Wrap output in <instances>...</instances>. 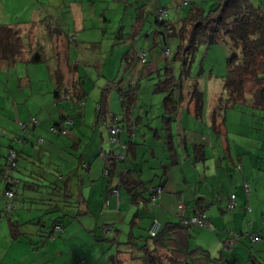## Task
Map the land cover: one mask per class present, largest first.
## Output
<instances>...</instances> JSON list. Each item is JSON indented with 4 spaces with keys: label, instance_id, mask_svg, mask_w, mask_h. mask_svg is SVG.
I'll return each instance as SVG.
<instances>
[{
    "label": "rangeland",
    "instance_id": "1",
    "mask_svg": "<svg viewBox=\"0 0 264 264\" xmlns=\"http://www.w3.org/2000/svg\"><path fill=\"white\" fill-rule=\"evenodd\" d=\"M250 1L253 5L259 7L264 14V0ZM188 2L186 0H0V25L21 26L24 28L21 29L22 43L25 46V50H22V56L24 54L27 55L28 53L31 55L38 53L43 59V62L38 64L21 62L9 66L7 63H0V169H3V173L1 174L2 181H0V194L3 191V188L6 187V184L8 185L9 177L10 179L11 177H14L16 180H13L12 184L19 182V186L17 184L18 187L16 192L20 195V204H22L21 201L23 199V202L27 207H32L30 206L31 202L26 199L33 198L45 202L48 201L49 204H52V202L57 200L60 195L59 184L63 183L60 179V173L57 172L59 171L57 170V165L60 166L61 164V172L63 175L66 174L65 171L68 167L74 169L73 153L70 150H66L60 157L58 163L52 152L47 153L44 151L43 153L47 154V157L44 158L42 156L43 161L41 163L37 160V156L32 158L36 161L30 160L34 152H31L30 154L26 153L25 155L28 157H26V160H29L28 162H25V157L18 156L17 167L21 170L17 175L15 173L16 171H9V161L13 160L11 162H14V159H16L15 153L21 152L20 150L22 149L23 144H27L26 141L23 142L18 138H26V135L31 137V133H35L36 131L35 137L32 136V141H30V143L34 142L38 147L36 142L38 137L50 141L47 130L49 133L54 134L51 129L54 125H60V113H62L61 115H63L64 118L68 116L65 112L66 110L73 115H78L77 109L73 111L72 106L68 102H57L54 100V96L51 93L53 90L48 81L50 78L49 68L52 69V67L56 65L57 57L62 60L67 53L65 37H63L64 35L74 39L77 38L76 41L70 40V52L69 54L67 53V55L70 57L72 64L76 61L79 62V65L77 66V74L81 77V80L84 83L83 91H86V87L90 86L94 81L101 80L103 83L108 84L105 89L100 88V90L104 89L107 104L112 103V110L110 111L114 115H118L121 120L125 117V111L123 113L120 100L118 99V93L111 90L109 83L120 81L121 77L124 75L128 77L126 81H132L130 77H136L137 79H143L144 77L143 81H145L147 79L145 73L148 68V64L140 65L134 60L131 68L128 70L124 69L123 65H126V63L123 62L124 64H122L121 62L122 55L124 54L122 51L125 50L128 52L131 46L134 47L135 43L137 45V42H139V46L136 47L146 54V61L160 68L161 73L163 69L164 73V59L166 58H163V53L168 49L170 54L166 59V64L171 66L170 69L173 74L169 73L167 76L170 80L173 77L172 80L178 81L181 64L178 57H176L174 61H172V59L177 49L181 47V49L188 52L189 55L187 62V68L189 71L188 78L183 82L185 91L190 92L193 85L199 89L203 95V110L201 117H195L191 113L188 115L185 110L181 111L180 120L178 119L177 122H173L174 130L176 128L178 129L177 126L180 123L181 129L184 130V133L189 137L188 142L190 143V146L192 144H203L206 147L207 156L212 157L217 153L227 154V152L230 151L234 155H237L238 158L242 157L244 162L243 174L238 168V176L241 182L242 177H245V174L247 177L250 176L256 167L262 166L264 168V158L256 161L255 159H257V157L254 155L262 150L264 153V149L261 148V141L264 138V110L248 108L247 106H238L233 110L230 108L227 109L228 111L224 117L227 129L225 130L223 128V130L224 134L227 133L229 143L226 142L225 149L220 142V139H218L219 133L214 132L215 127L213 126V121L211 119V112L215 108L218 99L226 97L223 90V81L227 74L226 62L228 58L238 53V51L231 48L227 39H225V41H219L216 44H199L195 50L188 49L187 38L185 41H179L178 38L172 37L171 35L164 36L162 33V27L155 23L157 10L165 9L167 12L165 20L169 23L170 27L173 29L176 28V30L179 31L181 23L178 24V22H181V19L187 18L188 13L194 7L204 9V11H206L205 13L215 8V1L213 0H188ZM105 23H107L106 26L102 27ZM53 30L63 32V36L52 35L49 37V31L51 32ZM16 36L17 34L14 35L15 38ZM16 42L19 44L18 41ZM89 43H96L97 45L92 46ZM129 44H131V46H129ZM28 50L29 52L26 53ZM136 50L137 48L135 51ZM22 56H17V59H23ZM63 62L64 60H62V63ZM111 76L113 77V81L108 82V77ZM151 76L157 80L156 73ZM42 78H47L48 84L46 83V85H44L45 90L48 88L47 93H44L43 91L33 93L42 83L37 82L36 80ZM94 90L98 91L97 99H99V88L92 87L91 91ZM151 90L152 89L150 88L146 92L143 88L139 91L140 95L138 96V100L140 104L134 113L130 112L129 114V116L136 118L137 115H141L140 111H143L142 121H140L141 123L134 124L137 136L136 148L141 153L147 149V141L152 138V133L149 131L150 128L158 127L164 129L163 131L166 133L160 110L165 93L160 92L153 94ZM98 105L99 102L94 105L96 111ZM142 105H145L147 109L141 110L140 106ZM17 110H19V112H17ZM29 112L30 116H32L31 118L36 120L37 125L34 128L35 130L26 128L27 126H30L28 123L26 124L28 120L25 122ZM97 115H99L98 111ZM50 116L52 118L57 116L56 119L58 122L54 124L52 120L50 123V121H48V117ZM69 117L71 116L69 115ZM105 117L106 114H101L99 119L96 120L97 125L94 126V131L98 137L100 136V133L102 134L103 141L108 146L109 131L108 133L106 132L107 127L103 123ZM216 120L222 122L220 117ZM118 125L125 127L126 122L122 121ZM176 131L177 130L174 132L175 136L178 135ZM69 134L70 133L64 134L62 132V135L65 138L68 137ZM143 134L147 135L148 140L144 138ZM209 135L212 136V139L207 137V141L203 142V136ZM10 141L12 144L11 148L8 146ZM109 141L112 142L111 138ZM175 141L176 143H179L178 137H175ZM227 146H229V148H227ZM190 150H192V146L190 147ZM116 151H118V148L115 149L112 156L118 157L122 154L125 161L126 151L124 150V146L123 151ZM253 155L254 159H252ZM9 156L11 159H9ZM50 157L53 159L51 169L54 172L47 171L45 168ZM6 163L8 167H4ZM69 163L70 165L72 164V166H70ZM103 163L106 166V161L104 159ZM118 163L120 164L123 162H117V164ZM257 163H259L260 166H257ZM196 165L203 170L201 163H197ZM190 166L193 167L192 164H190ZM209 166L210 169L208 170V173L213 174L215 172L213 159L207 160L206 169L204 170L207 171ZM131 167L133 168V166ZM192 171L193 170H189V173L191 172V174H193ZM6 175L7 178L4 180L3 177ZM41 179H44L42 185H40L41 183H37L40 182ZM71 180L72 181L69 182V184L74 187L79 184L81 179L80 177H72ZM208 180L211 183L213 178L209 177ZM25 182L35 184V189H28V185L23 187ZM85 182L87 183V181ZM200 184L203 188H206L205 183ZM217 184L218 183L216 182L215 186H217ZM198 187L200 186L197 184L195 188L198 189ZM208 187L210 186L208 185ZM120 194L122 201L128 200V195L126 194L125 189L121 190ZM260 196H262L261 192ZM113 201H115V197H113ZM7 204H9L10 207H8ZM246 205L251 207V200H248L247 203L244 202L243 221L241 220V222L236 225L237 228L229 221V217L231 216L230 212L226 211L227 213L221 215L216 206L213 207L211 212L207 211V216L204 212L207 220H209L208 218H210V214L212 213L214 215L215 212L219 218L228 217L225 223L228 226H225L223 222H219V228L213 225L207 229L192 226V228L189 229V245L194 249L196 243L201 241L207 246H209L208 243L212 242L213 247L215 242L217 243V241H220L218 240V236H220V239L222 240L221 244H219L216 249L212 250L213 252L211 256L212 258L223 257L221 264H233L234 256L232 253V255L230 254V248L224 246V236H228L230 233L234 235L240 234L243 235V237L240 238L241 243L247 244L246 246L248 248L251 247V257L249 258L248 256L247 258V252L245 249L242 257H237L238 264H264V258H261L264 257L262 254L264 244L259 243V241L257 243H251L249 237H247L248 235H259V233L247 229L249 228L250 217L253 212L251 210L247 211L245 207ZM46 208V206L41 207L35 205L33 210ZM126 208L127 204L125 208L122 205L121 216L118 217V215L112 212L115 214L112 215V220H105L106 222L115 221L111 222L114 224L110 225L111 228L115 229L117 232H121V229L124 227L125 230L121 232L122 237L119 239V241L123 243L128 241L126 234L129 231V222L132 214L136 210L134 207H130L129 212L127 211L128 215L124 217ZM27 212L28 209H23L22 206L16 209L15 204H12L11 200L4 199L0 196V264H16L21 257H26L28 254L24 246L30 251L31 247L25 245L30 240L34 242V247L42 250L43 242L41 240H44V237H46L51 231L52 220H44L41 225H38V220H35V224L31 227H28V225L25 227L23 226L21 233L23 236L28 237V239L18 238V241H16L17 243L12 241L15 244L10 248L12 239L10 238L9 220H17V215L20 213L25 215L23 219H28V214H25ZM223 212L225 211L223 210ZM110 213L111 212H107L106 216ZM261 215H264V212L259 215V226L261 228V233H263L264 227L261 223ZM45 216L46 219L49 215ZM65 217L67 218V216ZM123 218L125 224L122 223ZM70 221L71 220H68V222ZM101 224L102 221H100L99 225ZM146 228V224L142 223L141 225H138V228L133 232L136 233V235L141 233V236L143 237L142 239H144L148 237L144 230ZM194 230H196L195 233L193 232ZM207 233L211 235L207 237ZM245 234L247 236H244ZM57 241H59V239ZM76 241L78 240H75V242ZM103 242L105 244L108 243L105 239H103ZM111 242L114 244L113 249H109L105 253L104 248H101L99 251L97 247H84L82 249L83 255H80V257L85 256L89 252L91 253L88 254L87 261L85 262L84 260V264H110L108 257L110 255H115L116 253V243L112 240ZM255 244H260L258 246L261 247V251L254 250ZM34 252L35 250H32L33 254H35ZM254 261L256 263H254ZM31 263L42 264V262L39 261H33ZM133 264L137 263L133 261Z\"/></svg>",
    "mask_w": 264,
    "mask_h": 264
},
{
    "label": "crops",
    "instance_id": "2",
    "mask_svg": "<svg viewBox=\"0 0 264 264\" xmlns=\"http://www.w3.org/2000/svg\"><path fill=\"white\" fill-rule=\"evenodd\" d=\"M106 24L107 23H105L102 27L106 26ZM9 26L16 27L11 25ZM18 28L22 29L23 27L18 26ZM76 39L77 38H75L74 41H76ZM69 43L70 39H68L66 35L65 44L68 54L70 52ZM89 44H91L92 46L97 45L96 43ZM129 46H131V44H129ZM136 46H139V42H137V45L135 43L134 47L131 46L128 52H126L125 50L122 51L124 54L122 55L121 62L122 64L126 63V65H123L124 69L126 70L131 68L134 60H136L140 65L148 64V68L145 73L147 79L143 81L144 77L143 79L130 77L132 81H126L128 77L124 75L121 77L120 81L109 83L111 90L115 91V93L117 92L118 95L120 94V92H129L128 96L130 98V101L127 99V102L124 105L119 97L120 95L118 96L122 111L123 113L124 111L126 113L123 119V121L126 122V127H123L122 132L118 137V140L122 146H120V144L110 146L111 144H109L108 139V147L103 141L102 134L100 133V136L98 137L94 131V126L97 125L96 120H98L100 117V113L99 115H97V111L94 107V105L98 102L101 103L100 105L102 106L103 114H106V116L113 115L118 118V121H121V118H119L118 115H114L110 111L112 110V103L107 104V98L104 95V89L108 84L103 83L101 80L94 81L90 86L86 87V91H83L86 94V103L83 109H81L80 113L78 114L80 115V118L78 117V115L71 114L68 110L65 111L68 116H71V119H74V125L71 128L68 137L60 138L49 133L47 130L50 141H46L42 138L43 141L40 142L38 141V137V139L36 140L38 145L37 147L34 142L30 143V141H32V136L35 137L36 131L35 133H31V137L27 136V139L29 140H25L27 144L24 143L22 149L20 150L21 152H19V156L25 157V162L29 161L26 160L27 156L25 154L34 152L30 160H34L32 158L34 156H37V160L41 163L43 161L42 156L44 158L47 157V154L43 153L44 151H46L47 153L52 152L55 156L56 162L58 163L62 154L66 150H70L73 153L72 156L74 158V169L68 167V169L65 171L66 174L63 175L61 172V164L60 166L57 165V170H59L57 172L60 173V179L63 183L59 184L60 195L58 199L55 200L54 204H51V206L56 208L55 210H53L54 213L51 214L55 215H50L49 213L47 214L49 216L45 219L46 216H43L45 209L33 210V207H35V205L43 207L45 203L43 200L33 198L26 199L31 202L30 206L32 207H27L25 204L23 207V209H28V212L25 213L26 215L28 214V219H23L25 215H23V213H20L17 215V220H9V222H16L22 225V228L23 226L25 227L27 225L28 227H31L33 224H35V220H38V225H41L44 220H52L53 222L61 224L63 229V233L55 235L53 239H49L46 241L45 239L41 240L43 242L42 250L34 247V242L30 240L25 245L30 246L31 250L29 251V249L24 246L28 255H26V257L24 258L21 257V259L17 261L16 264H32L31 262L33 261H39L42 262V264H84V260L85 262L87 261L88 254H91L89 252L85 256L80 257V255H83L82 249L84 247H97L99 251L101 250V248H104V253L109 249H113L114 244L111 242V240L116 244L123 243L120 242L119 239L122 237L121 232H123L125 229L123 227V229H121V232H117L115 229H112L110 231V224H114L111 222L115 221L106 222L105 220H112V215L115 214L118 215V217L121 216L122 205L125 208L126 204L127 208L124 217L128 215L127 211L129 212L130 207H134L136 209L131 216V220L129 222V231L126 234V237L129 238L130 236L132 240L137 239L134 241L136 245H139V243L143 240L141 233L139 235H136V233L133 232L136 228H138V225H141L142 223L146 224L147 228L144 230L147 235V230L149 229L151 220L156 219L159 223L164 225L166 223L175 222V219L178 216H182L186 219L191 218L195 215V209H204L203 212H205L206 216L207 211L211 212L214 206L218 208V211L219 213H221V215L230 212L231 216L229 217V221L236 227V225L240 223L243 218L244 202L247 203L248 200H251V207L246 205V210H251L253 213L250 217L249 228L247 229L251 230L252 232L259 233V235H264V232L261 233V228L259 226V215L263 214L264 212V168L262 166L256 167L250 176L247 177L245 174V177H242L241 182L238 176V168L239 171L243 174L244 162L242 157L238 158L237 155H234L230 151H228L227 154L217 153L216 155L210 157L207 156L206 147L203 144H192V150H190L191 146L188 142L189 137L186 133H184V130L181 129L180 123L177 126L178 129H175L177 130L176 133L178 135H174L175 130L173 122H177L178 119L180 120L181 111L185 110L188 115H190L191 113L195 117H198L196 116L195 109L193 114L194 106L192 105H194V103L189 102V91H185L184 85L181 91L183 100L174 114V119L170 120L168 123H164L166 133L165 131H163L164 129L156 127L150 128L149 130L150 133H152L151 139L148 140L147 135L143 134L144 138L148 140V147L145 151H143V153L139 152L136 148L137 136L135 128L133 140L130 139L132 142L129 141L128 134L126 133V130H128L127 127H134V124H140V121H142L143 111H140L141 115H137L136 118H134L133 116H129L130 112L134 113L137 110L138 105L140 104L138 100V96L140 95L139 91L144 88V91L147 92L151 88V92H153L154 85L158 81V77H160V75L158 74L161 73L160 68L146 61V54L141 52ZM136 48L137 50L135 51ZM143 54L144 63L141 62V55ZM166 61L167 60L164 59V65H166ZM78 65V61L72 64L70 57H67V62L64 61L62 64H58L57 62L56 65L52 67V69L49 68L50 78L48 81L51 87L53 86L51 84L52 72L58 68H60V72L63 74L62 76L64 77V80L66 82H69L70 86L73 82L76 81V79L81 78L77 74ZM154 73L157 74V80L151 76ZM108 80V82L113 81V77H108ZM36 81L42 83L33 93L41 91L47 93L48 88H46V90L44 88V85H46V83L48 84L47 78H42ZM81 82L83 90L84 83L82 80ZM92 87L99 88V99H97L98 91H91ZM100 88L104 89L100 90ZM153 94L156 93L153 92ZM76 109L77 108H74L73 111ZM140 109L144 110L147 109V107L145 105H142L140 106ZM160 110L161 115L164 114L163 102ZM227 111L228 110H226V112ZM17 112H19V110H17ZM212 112L211 119L213 121V126L215 127L214 132L219 133L218 139H220V142L223 144V147L225 149L226 142L229 143L227 133L224 134L223 130V128L225 130L227 129L225 118H221V115L218 116L222 119V122L216 120L218 117L213 119ZM61 114L62 113H60V118L63 116ZM31 117L32 116H30L29 112V115L28 117H26L25 121ZM56 118L57 116L55 118H52L50 116L48 117V121H50L51 123V121L53 120V123L56 124L58 122ZM106 132L108 133L107 129ZM175 137H178L179 143H176ZM207 137L212 139L211 135L203 136L202 141L206 142ZM128 141L130 142L129 146L127 145ZM261 144V148L264 149V138L262 139ZM123 146L125 147L124 150L126 151L125 161L123 163L117 164L113 175H110V177H104L102 173L105 167V164L103 163V156L109 153L110 149H113L115 151V149L118 148L119 152L123 151ZM227 148H229V146H227ZM254 155L257 157V159H255L256 161L262 160L264 158L263 150ZM254 155L252 156V159H254ZM208 159H213L214 161L215 172L213 174L208 173L210 166L208 167L207 171L204 170L206 169ZM52 161L53 159L50 157L48 159L47 166L45 167L47 171L54 172L51 169ZM197 163L202 164L203 170L197 167ZM190 164H192L193 167H191ZM70 166H72V164ZM131 166H133V168ZM257 166H260L259 163H257ZM218 167L221 170H219ZM124 169H128L129 171L127 175L129 187H121L118 192V199H116V196L110 194L109 191L117 181V172H121ZM20 170L21 169L18 168V171ZM189 170H193V174H191V172L189 173ZM18 171L15 172L16 175ZM72 177H80L81 179L79 181V184L74 187L69 184V182L72 181ZM209 177L213 178L211 183L208 180ZM85 181H87V183ZM42 182H44V179H41L40 182L37 183H41L40 185H42ZM199 182L205 183L206 188H203ZM216 182L218 183L217 186H215ZM25 184L28 185V189L30 190L35 189L36 187L35 184H32V187L27 182H25ZM197 184L200 186L198 187V189L195 188ZM208 185L210 187H208ZM156 187H160L161 192L159 198L155 201V204L152 205L148 202V199L150 197L152 189ZM130 188L133 189L132 193L130 192ZM124 189L126 194L128 195V200L122 201L120 191ZM260 192L262 193V196H260ZM113 197H115V201H113ZM135 197L138 199V202H135ZM231 197H233V201L235 202V208L232 210H228L227 206ZM179 206H182L180 214L178 212ZM223 210L225 212H223ZM107 212L111 213L106 216ZM112 212L115 214H113ZM65 216H67V218ZM217 216L218 215L215 212L214 215L212 213L210 214V218L207 217L209 219L208 221L210 223V227H212L213 225L219 228V222H223L225 226H228L225 224L228 217L219 218ZM261 217V223L264 227V215H261ZM68 220L71 221L68 222ZM100 221H102L101 225H99ZM122 223L125 224L124 218L122 219ZM193 232L195 233L196 230H194ZM209 235L211 234L207 233V237H209ZM259 235H256L255 237L260 238L261 241H259V243L264 244V236ZM244 236L247 235L245 234ZM228 237L229 236H224L225 242L227 241ZM241 237H243V235H240V238ZM247 237H249V235ZM24 238L28 239V237L26 236ZM240 238L238 242L236 244H232L229 249L230 254L232 253L234 256L233 264H238L237 257H242L245 249L247 252V258L248 256L249 258L251 257V247L248 248L246 246L247 244L241 243ZM58 239L59 241H57ZM103 239L108 241V243L105 244L103 242ZM75 240L78 241L75 242ZM218 240L220 241L214 243L213 238V247L212 242L208 243V245L210 246L209 247L200 241L196 243L195 248H200L202 250L206 249L205 251H207L209 257L212 258V250L216 249L217 246L221 244L222 240L220 239V236H218ZM12 241L13 240H11L10 248L13 247V244L17 243L16 241H13L15 243H13ZM126 242H124V244ZM250 242L257 243L252 241L251 239ZM120 245L121 246L120 249H118V255H120L119 258L123 260V264L129 263V260L132 256L130 254L131 251L135 252L137 254V257L139 256V251H137L131 245ZM258 245L260 244H255L254 250L261 251V247H259ZM189 249H193V247L189 245ZM32 250H35V254L32 253ZM262 254L264 255V249L262 250ZM220 259L222 261L223 257H220ZM135 263L140 264L139 262ZM254 263L256 262L254 261Z\"/></svg>",
    "mask_w": 264,
    "mask_h": 264
},
{
    "label": "trees",
    "instance_id": "3",
    "mask_svg": "<svg viewBox=\"0 0 264 264\" xmlns=\"http://www.w3.org/2000/svg\"><path fill=\"white\" fill-rule=\"evenodd\" d=\"M215 1V8L208 11H204V9H200L198 7H194L188 13L187 18L181 19V27L179 31L170 27L169 23L165 20V16L167 12L165 9H158L156 12V20L155 23L159 24L162 27L163 35H171L172 37H176L179 41H185L188 39V49L195 50L199 44H216L219 41H225L227 39L230 43L232 49L238 51L235 55H232L228 58L226 62L227 74L223 81V90L225 93V98H219L215 108L212 112V118L221 115V118H224V114L227 109H233L238 106H248L251 108H255L258 110H264V14L261 12L259 7H256L251 3L250 0H213ZM188 2V1H187ZM189 3V2H188ZM161 11L165 12V15L160 17ZM160 12V13H159ZM24 29V28H22ZM0 62L7 63L9 66L15 65V63H42L43 59L38 53H34L31 55L29 50L26 52L27 55H23L22 50L24 49V44L22 43V33L21 28L10 27V26H1L0 25ZM17 34L16 38L14 35ZM61 35L63 36V32L53 30L49 31L48 36ZM64 35L63 37H65ZM68 39L74 38L68 37ZM19 44H17V42ZM9 43V46H8ZM8 47V48H7ZM2 48V49H1ZM25 50V49H24ZM32 50V49H31ZM186 50V49H185ZM166 51L169 52L167 49ZM165 51V52H166ZM68 53V52H67ZM67 53L64 55L63 59L67 62ZM170 54V53H169ZM16 56V57H15ZM17 56H22L23 59H17ZM144 57V54L141 55ZM188 52L183 51L181 47L177 49L172 61L175 60L176 57L179 58L180 61V72L178 76V81L168 79V74L171 73V66L169 64L165 65L164 73L162 69V73H159L160 77H158V81L154 85L153 92L160 93L164 92L165 97L163 99V108L164 114H162V119L164 123H168L170 120L174 119V114L178 109L179 105L182 103L183 96L181 94L183 88V82L188 78ZM164 58H168L164 56ZM62 60L57 57V62L62 64ZM141 62L144 63V61ZM169 68V69H168ZM63 74L60 72V68L54 70L51 75V84L52 86V94L54 96L55 101H66L71 106L72 109L77 108L80 113V110L85 106L86 94L82 90V82L81 78L76 79L75 82L69 85V82L64 80ZM129 92H120V99L124 104H126L127 99L130 101L128 96ZM163 94V93H162ZM190 100L189 102L194 103V109L196 112V116L200 117L202 108H203V95L199 91V89L193 85L189 92ZM103 97V96H102ZM97 106V111L102 113V106ZM126 114V113H125ZM68 115V114H67ZM105 115V114H104ZM80 118V115H78ZM34 119V118H33ZM69 119L72 121V124H64L65 120ZM118 119V118H117ZM32 118L28 119L26 123H30ZM106 123L107 130L109 127L113 125V122H107V116L104 120ZM103 121V122H104ZM121 121H118V133L111 134L109 133L108 139H114L113 142L109 141V144L115 145L120 144L118 142V137L122 132L123 127L118 125ZM37 123L31 124L26 128L32 130L36 127ZM74 125V119L67 116L64 118L61 117L60 125H54L51 131L57 137L63 138L62 132L67 134L70 132L72 126ZM126 127V126H125ZM124 127V128H125ZM66 128V129H65ZM126 133L128 134L129 141L133 139L134 136V127H127ZM50 131V132H51ZM66 131V132H65ZM26 138H18L21 141L27 140ZM131 139V140H130ZM40 142L43 141L42 138H39ZM127 142L129 146L130 142ZM132 142V141H131ZM126 145V144H123ZM9 148L12 147L11 141L9 142ZM7 146V147H8ZM121 146V144H120ZM125 148V147H124ZM114 150L110 149V152L107 154H114ZM11 153V152H10ZM16 159H14L13 165L12 162L9 161V171H18L17 168V159L19 156V152H16ZM124 162V160L122 161ZM4 167H8L7 163ZM117 167L116 164L111 165V173L115 171ZM107 167L105 166V169ZM104 169V170H105ZM2 168L0 169V181H2ZM125 171V172H124ZM122 172H117L118 177L117 181H119L120 186L118 187V192L121 187H129L128 186V169H124ZM19 172V171H18ZM110 175L108 177H110ZM7 175L3 177L5 180ZM16 180L14 177H9L8 185L3 188L0 196L4 199L11 200L12 204H15L16 209L24 207L23 199L20 204V195L16 192L18 183L12 184V181ZM19 180V179H18ZM20 181V180H19ZM116 181V182H117ZM2 183V182H1ZM18 184V186H17ZM25 184V183H24ZM31 184V183H30ZM29 184V185H30ZM32 185V184H31ZM115 185V184H114ZM26 184L23 186L25 187ZM114 187V186H113ZM110 189L109 192L113 189ZM160 188V187H156ZM154 188V189H156ZM154 189H152L148 202L152 205L155 204V201L159 198L155 195ZM7 191H11L13 194V198L9 199L6 197L5 193ZM133 189L130 188V192L132 193ZM135 196V195H134ZM133 196V198H134ZM118 199V198H117ZM135 202H138V199L135 197ZM45 202V201H44ZM55 201L52 202L54 204ZM9 205V204H7ZM44 206L47 208L44 210L43 216L47 214L54 213L53 210L56 208L51 206L49 202H45ZM204 209H195V214L198 212H203ZM179 212V211H178ZM180 214V212H179ZM186 218L182 217L180 222ZM156 220V219H154ZM177 218L175 222L161 224L159 223V229L157 234L153 237H150L147 233V238H144L139 245L134 243L135 240L129 236L128 241L124 243H120L122 245H131L137 251H139V256L133 251H131V258L128 264L134 262H139L140 264H220V258H211L208 255V252L202 250L200 248L189 249V229L185 227L181 223H177ZM153 220L150 222V226ZM58 224L57 222H52L51 231L46 235L45 239H51L52 236L60 234L59 232H54V226ZM61 226V224H59ZM149 226V228H150ZM203 228V227H201ZM62 229V226H61ZM207 229V228H203ZM112 230L110 226V231ZM149 230V229H148ZM147 230V232H148ZM9 231L10 238L13 241H18L24 238L22 231V225L16 222H9ZM250 236V235H249ZM254 236V235H253ZM140 239V238H138ZM132 240V241H131ZM119 243V242H118ZM120 244H116V253L115 255H110L109 262L111 264H123V260L119 258V250ZM118 252V253H117Z\"/></svg>",
    "mask_w": 264,
    "mask_h": 264
},
{
    "label": "built area",
    "instance_id": "4",
    "mask_svg": "<svg viewBox=\"0 0 264 264\" xmlns=\"http://www.w3.org/2000/svg\"><path fill=\"white\" fill-rule=\"evenodd\" d=\"M164 15H165V12L161 11L159 16L163 17ZM164 56L168 57L169 56V52L168 51L164 52ZM141 57H142V61H144L143 56H141ZM35 122H36V120L32 119L30 121V123H28V125L34 124ZM107 122H113V125H111L109 127V130H110L111 134L118 133V127H117L118 119H117V117H115L113 115L112 116H107ZM72 123L73 122L70 121L69 119H66L65 122H64V124H72ZM105 123L106 122L104 121V124ZM103 158H104V160H109V159H111V154H105L103 156ZM9 159H11L10 156H9ZM11 161H13V160H11ZM12 165H13V162H12ZM154 192H155V195L158 197L160 195L161 189L160 188H156V189H154ZM113 193L116 194V191H113ZM5 195L9 199L13 198V194H12L11 191H7L5 193ZM8 207H10V205H8ZM234 208H235V202L233 201V197H231V199L229 200V204L227 206V209L228 210H232ZM178 210L180 212L182 210V206H179ZM181 219H182V216H178L176 222L177 223H181L182 225H184L185 227H188V228H190L191 226H199V227H203V228H209L210 227V223L206 219V217L204 215V212H200V213L197 212L191 218L184 219V220H182L180 222ZM159 225L160 224H159V222L157 220H153V222H152V224H151V226H150V228H149V230L147 232L150 237H153V236H155L157 234V231L159 229ZM54 232H56V233L59 232L60 234L62 233V229H61V226L59 224H56L54 226ZM228 236L229 237H228L227 241L225 242V247L230 248L232 244H236L238 242V240L240 238V234H235L234 235V234L230 233ZM249 237L254 242H258V241L261 240L260 238L255 237L253 235L252 236L250 235ZM53 238H54V236L51 237V239H53Z\"/></svg>",
    "mask_w": 264,
    "mask_h": 264
},
{
    "label": "bare ground",
    "instance_id": "5",
    "mask_svg": "<svg viewBox=\"0 0 264 264\" xmlns=\"http://www.w3.org/2000/svg\"><path fill=\"white\" fill-rule=\"evenodd\" d=\"M103 123H104V122H103ZM108 131H109V133H111L110 130H108ZM114 140H115V138H114V139H111L112 142H113ZM115 141H116V140H115ZM116 143H117V141H116ZM123 160H124V156H123L122 154L119 155L118 157H115V156H112V155H111V159H109V160H105V161H106V167H107V168L103 171V175H104L105 177H108V176L110 175V173H111V165H112V164H116L117 162H122ZM124 172H125V171H124ZM119 183H120V182L117 181V182L115 183L113 189H112L111 192H110V194L116 196V199L118 198V187L120 186ZM113 191H116V194L113 193Z\"/></svg>",
    "mask_w": 264,
    "mask_h": 264
}]
</instances>
